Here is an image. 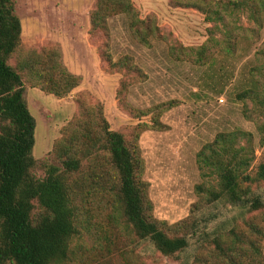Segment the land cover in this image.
<instances>
[{
	"label": "rangeland",
	"instance_id": "obj_1",
	"mask_svg": "<svg viewBox=\"0 0 264 264\" xmlns=\"http://www.w3.org/2000/svg\"><path fill=\"white\" fill-rule=\"evenodd\" d=\"M96 1L15 0L23 43L17 59L54 51L46 60L60 62L79 80L62 98L26 86L36 122L33 155L39 165L33 173L45 176L42 166L52 162L55 145L90 112L92 123L106 119L137 151L154 218L169 226L192 219L196 224L188 248L176 257L163 256L149 240L127 236L124 253L142 264H192L200 245L220 232L256 225L264 233V183L254 179L264 163V115L253 102L238 100L254 81L264 86V13L256 24L244 10L223 8L235 0H131L140 18L154 20L160 30L147 45L124 15L108 18L107 31L92 35ZM216 42L220 45L207 65L183 52ZM226 43L230 52L223 49ZM235 131L252 136L254 161L246 173L251 180L242 179L245 203L234 206L222 198L208 205L204 196L219 189V179L200 168L198 154L219 134ZM246 143L240 140L238 147ZM198 186L203 187L200 196ZM255 199L258 209L252 207ZM97 245L88 241L76 264H91L89 253L94 257Z\"/></svg>",
	"mask_w": 264,
	"mask_h": 264
},
{
	"label": "trees",
	"instance_id": "obj_2",
	"mask_svg": "<svg viewBox=\"0 0 264 264\" xmlns=\"http://www.w3.org/2000/svg\"><path fill=\"white\" fill-rule=\"evenodd\" d=\"M223 8L244 10L258 24L264 0H235ZM120 15L129 19L134 35L145 44L150 36H159L155 21L141 19L131 0H97L91 34L106 32L107 19ZM218 45L183 52L194 56L198 65H207ZM22 48L15 0H0V264H76L75 256L82 255L90 240L99 242L96 255L89 253L91 264H142L121 250L125 236L149 240L169 258L185 252L195 222L169 226L154 218L137 151L123 134L110 129L106 119L92 123L93 113L88 112L75 120L55 145L52 162L42 166L45 176L33 173L39 165L33 155L36 122L25 99L26 86L62 98L79 86V80L60 62L46 60L54 51L17 59ZM223 49L230 52L232 46L226 43ZM260 85L254 81L238 100L253 102L264 115ZM240 140H246V146L238 147ZM251 140V134L241 131L221 133L198 154L200 168L211 169L219 179V189L204 196L206 204L222 198L234 206L245 203L248 191L242 179L251 180L246 175L254 161ZM254 179L264 183V163ZM202 188L197 187L199 196ZM252 207L260 208V201L253 200ZM263 238L256 225L220 232L200 245L192 264H264Z\"/></svg>",
	"mask_w": 264,
	"mask_h": 264
},
{
	"label": "crops",
	"instance_id": "obj_3",
	"mask_svg": "<svg viewBox=\"0 0 264 264\" xmlns=\"http://www.w3.org/2000/svg\"><path fill=\"white\" fill-rule=\"evenodd\" d=\"M99 60V59H98ZM100 61V60H99Z\"/></svg>",
	"mask_w": 264,
	"mask_h": 264
}]
</instances>
